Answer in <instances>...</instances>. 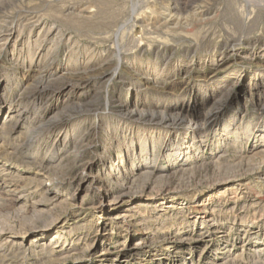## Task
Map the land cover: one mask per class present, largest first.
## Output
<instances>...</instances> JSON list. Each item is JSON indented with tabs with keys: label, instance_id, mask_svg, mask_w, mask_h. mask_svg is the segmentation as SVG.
<instances>
[{
	"label": "rangeland",
	"instance_id": "rangeland-1",
	"mask_svg": "<svg viewBox=\"0 0 264 264\" xmlns=\"http://www.w3.org/2000/svg\"><path fill=\"white\" fill-rule=\"evenodd\" d=\"M0 264H264V0H0Z\"/></svg>",
	"mask_w": 264,
	"mask_h": 264
},
{
	"label": "bare ground",
	"instance_id": "bare-ground-1",
	"mask_svg": "<svg viewBox=\"0 0 264 264\" xmlns=\"http://www.w3.org/2000/svg\"><path fill=\"white\" fill-rule=\"evenodd\" d=\"M190 2V1H189ZM182 3H184V2H182ZM187 3V2H186ZM200 3V2H199ZM177 5V4H176ZM179 5V4H178ZM189 5V4H188ZM196 5V4H195ZM176 7V6H175ZM185 7V6H184ZM194 7V6H193ZM196 7V6H195ZM178 8V7H177ZM182 8V7H181ZM180 8V9H181ZM186 8H188V7H186ZM164 9H166V8H164ZM175 9V8H174ZM179 9V8H178ZM177 9V10H178ZM183 9V8H182ZM186 10V9H185ZM183 11V10H182ZM181 12V11H180ZM168 16V15H167ZM169 18V17H168ZM168 20V19H167ZM170 20V19H169ZM119 62H120V60H119ZM63 76V75H62ZM60 77H61V75H60ZM71 77V76H70ZM62 78V77H61ZM67 78V77H66ZM59 81V80H58ZM63 82V81H62ZM64 83H65V81H64ZM69 84H71V81H67L65 84H62V85H59V86H57L56 88H60L61 86H67V85H69ZM224 85V84H223ZM45 87V86H44ZM44 89V88H43ZM36 92V91H35ZM23 95V94H22ZM31 97V96H30ZM35 99V98H34ZM168 123V122H167ZM150 125H152V124H150ZM166 128V127H165ZM172 128H174V127H172ZM37 129V128H36ZM121 130H119V129H117V132H120ZM169 134V133H168ZM225 167V166H224ZM182 169V168H181ZM214 169H216V168H214ZM50 170V169H49ZM120 170V169H119ZM189 170V169H188ZM182 171V170H181ZM192 171V170H191ZM218 172H220V171H218ZM150 175V172L149 173H147V175ZM183 174V173H182ZM137 175V174H136ZM122 176H124V173H122ZM168 177V176H167ZM136 180V179H135ZM132 181V180H131ZM134 182V181H133ZM130 183V182H129ZM131 184V183H130ZM47 191V190H46ZM51 201V200H50ZM141 206V204H137L136 205V207H140ZM46 213V212H45ZM60 237H57V239H59Z\"/></svg>",
	"mask_w": 264,
	"mask_h": 264
}]
</instances>
